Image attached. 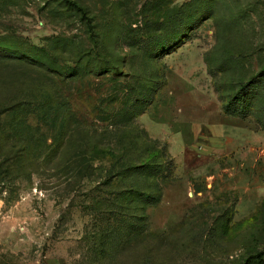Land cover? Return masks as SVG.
<instances>
[{
    "label": "rangeland",
    "instance_id": "obj_1",
    "mask_svg": "<svg viewBox=\"0 0 264 264\" xmlns=\"http://www.w3.org/2000/svg\"><path fill=\"white\" fill-rule=\"evenodd\" d=\"M0 264H264V0H0Z\"/></svg>",
    "mask_w": 264,
    "mask_h": 264
}]
</instances>
